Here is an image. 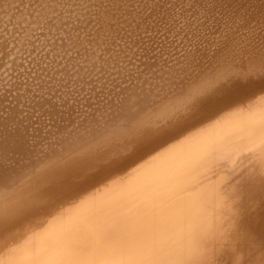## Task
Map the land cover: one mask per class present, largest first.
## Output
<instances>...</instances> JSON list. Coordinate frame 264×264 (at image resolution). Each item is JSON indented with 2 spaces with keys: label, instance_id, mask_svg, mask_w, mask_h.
I'll return each mask as SVG.
<instances>
[{
  "label": "bare ground",
  "instance_id": "6f19581e",
  "mask_svg": "<svg viewBox=\"0 0 264 264\" xmlns=\"http://www.w3.org/2000/svg\"><path fill=\"white\" fill-rule=\"evenodd\" d=\"M43 3L0 0V150L25 169L71 127L34 118L51 87L106 91L116 72L148 70L146 45L168 58L181 26L210 44L264 35V0ZM147 142L109 146L120 163L43 197L44 211L13 213L0 264H201L237 242L240 264H264V91Z\"/></svg>",
  "mask_w": 264,
  "mask_h": 264
},
{
  "label": "snow or ice",
  "instance_id": "6c2138e0",
  "mask_svg": "<svg viewBox=\"0 0 264 264\" xmlns=\"http://www.w3.org/2000/svg\"><path fill=\"white\" fill-rule=\"evenodd\" d=\"M48 5L71 7L68 0H44L41 7ZM177 24L173 17L168 31ZM181 34L168 58L161 53L159 64L146 45L144 59L153 62L145 65L148 70L133 65L134 70L116 72L122 79L106 91L94 85L87 93L83 88L70 90L65 81L63 88L51 87L47 98L41 97L39 110L33 109L37 122L71 127L64 139L48 145L47 152L34 154L26 169L0 150V231L10 226L8 218L13 213L44 211L43 197L71 189L80 180L95 179L97 170L120 163L119 153L111 152L109 146L119 143L125 150L147 149L149 138L178 137L222 108L264 91V35L210 44L191 25L175 33ZM104 105L110 118L101 111ZM241 252L237 242L206 256L201 264H230L233 259L240 264Z\"/></svg>",
  "mask_w": 264,
  "mask_h": 264
},
{
  "label": "rangeland",
  "instance_id": "374dc122",
  "mask_svg": "<svg viewBox=\"0 0 264 264\" xmlns=\"http://www.w3.org/2000/svg\"><path fill=\"white\" fill-rule=\"evenodd\" d=\"M47 48H49V47H47ZM136 51V50H135ZM39 93V92H38ZM42 96H44V97H46L47 96V94H42ZM40 122V121H39ZM39 124H35L34 126H38Z\"/></svg>",
  "mask_w": 264,
  "mask_h": 264
}]
</instances>
